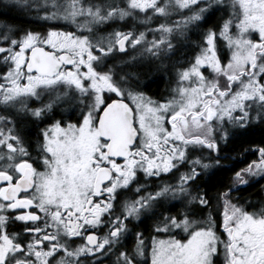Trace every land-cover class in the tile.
Wrapping results in <instances>:
<instances>
[{
	"label": "snow or ice",
	"instance_id": "snow-or-ice-1",
	"mask_svg": "<svg viewBox=\"0 0 264 264\" xmlns=\"http://www.w3.org/2000/svg\"><path fill=\"white\" fill-rule=\"evenodd\" d=\"M9 3L54 23L0 24V264H264V200L235 196L264 179V140L210 183L221 143L264 125V0ZM129 19L143 29L106 31ZM145 61L172 74L167 97L143 90ZM145 216L159 235L133 233Z\"/></svg>",
	"mask_w": 264,
	"mask_h": 264
},
{
	"label": "trees",
	"instance_id": "trees-1",
	"mask_svg": "<svg viewBox=\"0 0 264 264\" xmlns=\"http://www.w3.org/2000/svg\"><path fill=\"white\" fill-rule=\"evenodd\" d=\"M227 18L226 11L217 12L214 15L210 16L208 19L207 26L215 27L219 25L223 19ZM155 19V18H154ZM160 22L158 19H155L152 22L151 26H155L156 23ZM54 22H45L42 20L36 19L35 12L22 11L18 8L13 7L9 0H0V24H8L19 30H31L38 32H46L48 27L51 26ZM61 25L63 22H60ZM138 28L143 29V25L136 23L129 19L126 23L117 22L113 24L110 28H107L106 31H112L113 29L123 30L125 28ZM203 30V29H202ZM190 39L183 42V46L180 47V50L177 51L176 55L172 58L171 61H165V63H172L176 60H181L182 58H187L194 48L192 45L193 41H197L198 37L195 34H190ZM192 45V46H191ZM3 69V65H0V70ZM170 74L169 71L165 69L157 70L154 65H151L146 73H143V78L146 81V89L148 92L154 94L156 98H162L164 92L167 88V75ZM24 133H38V129L31 123L26 124L23 129ZM264 140V125L253 123L248 132L244 136H238L234 139H231L229 143H221V152L225 154V157H230L222 159V162H227L229 166H223L221 170L217 171L215 177L212 178L210 183H217L219 181H227L228 178L232 175L233 167L239 168L244 165L240 163L241 159H248V156L245 154L240 155L241 145L247 147L252 143H259ZM258 181V182H257ZM264 179L256 178L251 182V186H245L244 190L236 192L235 196L239 198V203L243 204L245 201H250L253 203L259 204L261 200H264ZM150 220H144L143 228L148 230L150 228ZM132 244L131 240L127 241V246Z\"/></svg>",
	"mask_w": 264,
	"mask_h": 264
},
{
	"label": "flooded vegetation",
	"instance_id": "flooded-vegetation-1",
	"mask_svg": "<svg viewBox=\"0 0 264 264\" xmlns=\"http://www.w3.org/2000/svg\"><path fill=\"white\" fill-rule=\"evenodd\" d=\"M154 21H155V19H154L152 22H154ZM190 34H191V33H190ZM190 36H192V35H190ZM195 41H196V40H195ZM195 41H193V43H192L193 46H194V42H195ZM192 45H191V46H192ZM192 52H193V50H192ZM178 60H179V59H178ZM181 60H183V58H182ZM168 77H169V75H168ZM167 79H168V78H167ZM144 86H146V83H145ZM173 86H174V82L168 80L166 91L164 92L163 97H162V98H159V99H163V98L166 97V95H169L170 89H171ZM166 92H167V93H166ZM159 99H158V100H159ZM37 134H38V133H25V135H26L30 140H32L33 142L36 141V139H37ZM34 154H35V153H34ZM220 155H221V157H225V154H223L222 152H220ZM220 163H221L222 166H229L227 162H222V159H221ZM168 182H172L171 179H169ZM132 196H133V193H131V192L126 193V198H131ZM172 203H175V201H168V202H166V203H165V207H169ZM174 212H175V210H173V214H174ZM144 220H150V221H149V223H150V228H149L148 230H146V229L143 228V224H142V223L144 222ZM142 221H143L142 223L133 222V224L129 225V227L133 229V233H134V232H137V231H138V232H142V233H144V236H145L146 238L151 237L152 235H159V234H156V233L153 232V225H154L155 222H156L154 218H152L151 216H145V217H142ZM161 237H163V236H161ZM129 239L131 240L132 243L135 242V241H134V240H135L134 234H131V235L125 240V245H126V246H127V241H128ZM146 240H147V239H146ZM133 246H134V245H133ZM104 259H105V264H112V261H111V260H108L107 258H104ZM114 259H115V257L112 258V260H114Z\"/></svg>",
	"mask_w": 264,
	"mask_h": 264
},
{
	"label": "rangeland",
	"instance_id": "rangeland-1",
	"mask_svg": "<svg viewBox=\"0 0 264 264\" xmlns=\"http://www.w3.org/2000/svg\"><path fill=\"white\" fill-rule=\"evenodd\" d=\"M3 1V0H2ZM228 12H230L231 10L230 9H228L227 10ZM134 54V53H133ZM151 65H153L152 63H150V62H148V61H145V62H143L142 64H141V66L137 69V71H138V73H139V76H140V81H141V84H142V86H143V90L146 92V94L147 95H149V96H152L154 99H159V98H156V96L154 95V94H152V93H150V92H148V90L146 89V87L144 86L145 85V83H146V81L144 80V78H143V73H146L147 71H148V69H149V67L151 66ZM168 75H169V77H168ZM166 77L168 78V80H170V81H173L174 82V79H173V76H172V74L170 73V74H168ZM167 93V92H166ZM168 95H166V97H167ZM258 178V177H257ZM254 179H256V178H254ZM159 238H165V237H159ZM135 241V240H134ZM148 241L146 240V243H147ZM135 244V242H133L130 246H127L128 248H131V247H133V245ZM112 258H114V257H112ZM220 264H223V257L221 256V258H220Z\"/></svg>",
	"mask_w": 264,
	"mask_h": 264
}]
</instances>
